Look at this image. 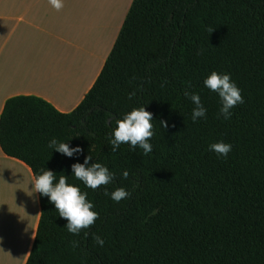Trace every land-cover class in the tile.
<instances>
[{"label":"trees","instance_id":"obj_1","mask_svg":"<svg viewBox=\"0 0 264 264\" xmlns=\"http://www.w3.org/2000/svg\"><path fill=\"white\" fill-rule=\"evenodd\" d=\"M212 71L230 74L241 90L228 120L202 83ZM185 91L200 95L206 118L192 122ZM140 106L152 114V151L121 144L113 153L106 137L114 121ZM52 137L81 154L49 149ZM217 141L232 145L227 157L208 150ZM0 149L32 176L44 168L66 175L98 213L73 235L37 193L26 264H264V0H133L77 107L64 114L35 96L8 99ZM87 155L115 173L110 184L93 190L73 177L70 166ZM118 187L130 198L104 195Z\"/></svg>","mask_w":264,"mask_h":264},{"label":"crops","instance_id":"obj_2","mask_svg":"<svg viewBox=\"0 0 264 264\" xmlns=\"http://www.w3.org/2000/svg\"><path fill=\"white\" fill-rule=\"evenodd\" d=\"M82 2L61 0L57 10L49 0H0V116L5 102L16 96L41 98L64 114L81 102L105 62H94V74L91 60L90 69L80 64L78 74L68 71L70 56L65 55L71 50H78L83 61L86 57L77 39L86 35V18L73 17L81 8L69 7ZM32 177L27 166L0 149V264H26L30 254L40 216L38 196L29 191ZM29 204L33 217L29 209L24 212Z\"/></svg>","mask_w":264,"mask_h":264},{"label":"clouds","instance_id":"obj_3","mask_svg":"<svg viewBox=\"0 0 264 264\" xmlns=\"http://www.w3.org/2000/svg\"><path fill=\"white\" fill-rule=\"evenodd\" d=\"M49 2L57 10L62 7L61 0H49ZM213 30L210 29L211 32ZM202 83L209 91L216 93L220 105L218 116L225 120L231 117L232 109L236 105L243 103L241 90L228 73L212 71L203 79ZM135 94L134 91L130 92L129 99ZM183 95L194 106L190 116L192 122L195 123L198 119L206 118L207 109L201 103L200 95L187 91ZM152 121V114L146 111L144 106L132 108L120 119L115 120L110 135L106 137L111 145V151L115 153L121 144H127L130 150L139 148L143 155H148L152 151V144L149 142L154 134ZM159 125L162 128L167 126L164 120H161ZM47 147L69 158L77 157L82 152L78 145L70 147L67 142L58 141L55 137L48 141ZM231 149L232 145L223 141L208 145V150L216 153L218 158L227 157ZM90 160H92V156L87 155L84 156L83 163H73L70 166L73 177L86 188L93 190L110 184L115 178V173L109 171L105 165L99 162L89 163ZM121 177L128 179L129 171L124 169L121 172ZM29 183L32 186L29 190L31 195L38 193L40 197H47L58 216L66 220L64 227L68 233L78 235L82 229H88L98 219V213L92 210L94 205L87 199V193L82 192L79 186L68 183L66 175H60L57 178L56 173L44 168L38 174H34ZM104 195L119 203L121 200L130 198L131 193L124 187H118L111 192L105 188ZM93 239L96 245L103 247L105 241L101 236L95 235Z\"/></svg>","mask_w":264,"mask_h":264},{"label":"rangeland","instance_id":"obj_4","mask_svg":"<svg viewBox=\"0 0 264 264\" xmlns=\"http://www.w3.org/2000/svg\"><path fill=\"white\" fill-rule=\"evenodd\" d=\"M81 5H71L69 7H75L78 12V8H81V11L75 13L73 17H82L86 18L87 30L86 35L84 37H78L77 39L81 40V50L82 53L86 52V57L84 61L79 57L80 52L76 49L71 50L68 55H65L68 59L71 73L77 72L76 67L80 66V64H84V67L90 69L91 65H89L90 60L93 64V74L96 67L95 61L101 63V61H105L107 59L110 50L118 36L119 30L121 28V24L125 18V15L129 9L130 4L133 0H82ZM78 24V21L76 22ZM85 24V23H84ZM75 39V38H74ZM76 42V39H75ZM91 54L92 59L88 57V54ZM84 55V54H83ZM61 54L55 56L56 61H60ZM95 56V59H94ZM62 60H65V57H61ZM73 60L75 63H73ZM67 68V67H66ZM76 68V69H75ZM86 70V69H85ZM78 76V75H76ZM73 82V81H72ZM78 86V85H77ZM29 206V208H28ZM31 204L27 205L25 209V215L28 209H31ZM12 218V215H11ZM13 229H14V225ZM19 226V224H17ZM16 226V227H17ZM20 226H22L20 224ZM19 226V227H20ZM15 230V229H14ZM16 231V230H15Z\"/></svg>","mask_w":264,"mask_h":264},{"label":"bare ground","instance_id":"obj_5","mask_svg":"<svg viewBox=\"0 0 264 264\" xmlns=\"http://www.w3.org/2000/svg\"><path fill=\"white\" fill-rule=\"evenodd\" d=\"M33 212L34 211H32L31 209H29V211H28V214H29L28 217H33Z\"/></svg>","mask_w":264,"mask_h":264}]
</instances>
